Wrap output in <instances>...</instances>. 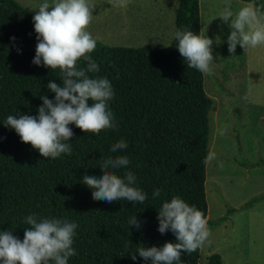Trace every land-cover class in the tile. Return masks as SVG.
Instances as JSON below:
<instances>
[{"label":"trees","instance_id":"16d2710c","mask_svg":"<svg viewBox=\"0 0 264 264\" xmlns=\"http://www.w3.org/2000/svg\"><path fill=\"white\" fill-rule=\"evenodd\" d=\"M241 1L264 10V0ZM176 29L202 34L200 0L179 1ZM37 43L33 16L15 0H0V232L11 231L22 241L30 227L24 222L27 215L64 219L78 225L72 245L77 255L69 257L68 264H152L139 256L140 247L178 242L170 229L158 231V210L164 202L179 196L208 218L204 160L210 153L214 100L205 92L204 74L187 66L175 38L163 49L97 42L89 55L99 70L87 75L111 82L114 97L108 104L117 127L93 134L70 124L73 136L65 143L71 145V154L44 158L4 124L9 115L38 117L41 97L55 99L49 82L63 86L59 68L33 64ZM85 63L81 59L78 67ZM121 140L127 148L111 152ZM118 155L127 156L130 163L117 174L134 173L133 186L147 194L143 204L95 200L94 190L83 183L85 175L102 176L103 160ZM155 189L161 194L154 199ZM260 200L264 197L248 202L247 208ZM133 216L139 227L129 224ZM207 222L209 229L218 226ZM200 258L201 249L182 253L178 264H200ZM222 263L219 254L208 260Z\"/></svg>","mask_w":264,"mask_h":264},{"label":"clouds","instance_id":"9594fccd","mask_svg":"<svg viewBox=\"0 0 264 264\" xmlns=\"http://www.w3.org/2000/svg\"><path fill=\"white\" fill-rule=\"evenodd\" d=\"M126 2L117 0L116 6H126ZM93 7L88 0H51V3L43 0L33 16L38 43L32 62L50 69L59 68L63 86L49 82L47 87L55 93V99L41 97L43 106L38 109V117L9 115L4 124L14 129L23 143H30L44 158L71 154V145L65 143L73 136L70 124L93 134L117 127L108 104L114 97L111 82L107 78H89L87 75L99 70L89 55L96 48V40L86 30L93 19ZM219 18L226 24L231 18V33L227 38L229 53L235 52L237 44L245 50L264 44V10L261 8L249 4L234 13L225 6ZM174 38L187 66L211 75L213 41L187 29H176ZM81 59L86 62L84 67H78ZM126 148L127 143L121 140L112 145L111 152ZM214 158V154L209 153L204 163ZM129 163L127 156H110L100 165L102 176L85 175L83 183L94 190L93 199L143 204L147 194L133 186L137 180L134 173L125 171L123 177L117 174L118 169L126 168ZM160 194L161 191L155 189L153 198ZM157 219L158 231L164 234L170 229L178 242H166L161 248L140 247L139 256L144 260L151 259L152 264H178L182 253L191 254L211 243V230L204 213L179 196L162 204ZM24 222L30 227L25 228L22 241L11 231L0 232V264H68L69 257L77 255L72 247L77 223L35 214L27 215ZM129 224L139 227L135 216ZM131 258L135 260L136 254Z\"/></svg>","mask_w":264,"mask_h":264},{"label":"rangeland","instance_id":"374dc122","mask_svg":"<svg viewBox=\"0 0 264 264\" xmlns=\"http://www.w3.org/2000/svg\"><path fill=\"white\" fill-rule=\"evenodd\" d=\"M32 16L43 0H15ZM180 0H88L94 6L86 29L111 47L157 49L174 41ZM51 3V0H49ZM241 0H200L202 34L213 41L206 94L214 100L209 114L206 195L211 243L201 249L200 264L219 254L222 264H264V44L229 53V23L219 18L225 6L235 13L249 5ZM252 5V4H251ZM51 10V9H49ZM235 210L232 215L228 211Z\"/></svg>","mask_w":264,"mask_h":264}]
</instances>
